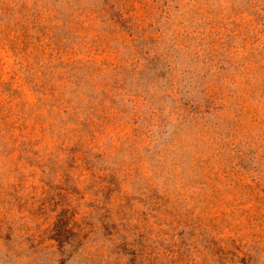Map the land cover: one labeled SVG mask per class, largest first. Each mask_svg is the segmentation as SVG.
Returning a JSON list of instances; mask_svg holds the SVG:
<instances>
[{
	"label": "rangeland",
	"instance_id": "obj_1",
	"mask_svg": "<svg viewBox=\"0 0 264 264\" xmlns=\"http://www.w3.org/2000/svg\"><path fill=\"white\" fill-rule=\"evenodd\" d=\"M0 264H264V0H0Z\"/></svg>",
	"mask_w": 264,
	"mask_h": 264
}]
</instances>
